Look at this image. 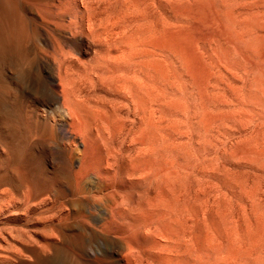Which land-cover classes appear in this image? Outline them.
I'll return each instance as SVG.
<instances>
[{
	"label": "rangeland",
	"instance_id": "rangeland-1",
	"mask_svg": "<svg viewBox=\"0 0 264 264\" xmlns=\"http://www.w3.org/2000/svg\"><path fill=\"white\" fill-rule=\"evenodd\" d=\"M162 2L163 36L157 42L164 56L157 62V74L166 91L164 113L158 129L147 134L148 142L154 134L158 139L156 145L152 137L157 147L151 144L155 149L146 154L149 170L144 167L150 176L161 171V176H174L176 181L158 207L183 210L167 227L170 236L192 231L185 261L264 264V0ZM14 3L12 25L0 20V264H87L90 256L83 254L87 238L79 233L81 221L72 219L73 214L82 211L90 216L91 229L97 218L109 214V207L105 201L93 204L80 192L98 193L103 185L98 171L90 170L82 178L77 174L83 152L96 138L102 157L115 162H110L109 170L123 177L132 171L136 143L129 124L112 129L106 110L110 103L100 90L81 96L90 135L83 137V122L73 129L72 116L58 94L62 87L55 86L58 64L43 53L53 48L40 37L29 6ZM76 56L87 62L93 54ZM107 131L115 132L112 136ZM122 195L125 191L118 199ZM56 211L66 215L70 225L60 255H52L44 227ZM157 213L146 209L148 220ZM144 241L155 254L146 255L152 258L149 264H167L169 259L173 264L176 256L158 245V237ZM65 242L61 238L58 244ZM8 243L20 252L8 249ZM120 251L125 252L123 244Z\"/></svg>",
	"mask_w": 264,
	"mask_h": 264
},
{
	"label": "bare ground",
	"instance_id": "bare-ground-1",
	"mask_svg": "<svg viewBox=\"0 0 264 264\" xmlns=\"http://www.w3.org/2000/svg\"><path fill=\"white\" fill-rule=\"evenodd\" d=\"M162 1L14 0V3L13 0H2L0 4V20L4 24H11L16 14V11L13 13V3L16 6L26 3L29 6L30 17L32 20L37 21L41 32L40 37H42L47 46L53 48V51L44 50L43 53L48 60L58 64L59 70L55 76L57 85L55 84V86L58 87L59 85L62 87L58 94L64 98V104L68 107L72 116L70 125L73 126V129L74 127H79L78 123H84L85 120L84 110L85 107L87 109V106H85L81 98L83 92H89L94 89L100 90L104 94L103 96L109 100L110 105L106 110L107 112L108 110L110 111L108 117L112 129L121 128L125 125L127 127V124L130 125L131 140L136 143V154L133 155V153L130 159L132 169L130 174L123 177H117L114 175L115 173L112 174L111 170H109V167H111L110 169L113 168L110 164L111 161H108V158L107 160L105 159L107 155L104 158L102 157L101 144L99 145L94 135L95 144L92 145L90 150H88L90 146H86V150L83 152V162L81 167L79 166L80 169L77 174L81 175L82 178L90 170L98 171L103 185L100 187L101 189L98 186L100 189L99 191L97 190L98 193H92V190H80V192L83 197L91 200L93 204L105 201L109 207V214L103 218H97L96 226L93 225L91 229L88 228L90 226V216L82 213V211H76L73 214L74 218L72 219L81 221L78 228L79 233L82 237L87 238V240L85 239L86 249L83 253L90 256L87 264H149L152 258L150 260L146 255L155 254L144 241L148 236L158 237L161 240L158 245L166 248L168 255L176 256L174 259L176 260L177 258V263L172 258L173 264H192L188 258L187 261L183 258L184 251L192 244V231L187 229L182 231L181 234L177 233L170 236L172 232L167 227L168 222L178 219L183 210L175 208L174 210L166 211L158 207L161 199L165 196L166 190L175 183L176 178L174 176L165 178L164 175L161 176L159 174L161 171L150 176V171L148 172L149 169L147 168L151 162L149 161L150 163H148L146 154H149L148 152L151 154V151H154L153 149L157 147L156 140L158 139V136L154 134L155 140L153 142L156 144L154 145L151 142L153 136L149 138L148 142L147 134L150 130L158 129L159 119L164 113L163 98L166 92L162 77L157 74V62L164 56L158 48L157 42V39L163 36ZM17 11L20 13L19 10ZM23 14L27 13L23 12ZM67 46L72 50H66ZM92 54L93 57L87 62H83L76 56H90ZM96 111L95 109L94 112L96 113ZM126 113L130 114L132 118L129 119L130 115L127 118L126 115L128 114ZM87 125V122H85L82 129L83 137H87V134H89ZM114 132H110L112 136ZM126 137H128V134ZM89 139L91 140L92 138ZM107 151V154L115 155L114 153H109V150ZM111 163L115 165L113 160ZM122 164L126 163L122 162ZM153 165L151 166L152 168ZM120 191H125L126 195H122L118 199L117 195ZM134 193L138 194L137 198H134ZM25 197L27 198V196ZM56 199L58 200L59 198ZM16 200L14 201L16 202ZM42 201H45V199ZM23 202L26 203L27 201ZM8 208L11 209L10 207ZM146 209L158 211L153 220L147 219ZM67 218L66 215L56 211L52 216L48 217L50 219L48 226L45 224L46 227L43 224L47 230L44 233H47L48 247L52 250V255H60L66 247L70 228V225L65 222ZM42 219L46 223V218L43 217ZM44 233L42 232V236ZM17 234L19 235V233ZM183 235L187 238L185 239L186 242L183 239ZM24 236L26 237L25 234L21 237ZM26 238H24L25 242L28 240ZM61 238L66 241L64 244H58ZM0 240L2 239L0 238ZM3 240L6 241L4 238ZM121 244L125 246L124 253L120 251ZM44 246L42 245V248ZM7 248L20 252V248L18 249V247L16 248V246L11 244ZM149 251L151 253H148ZM116 255H121V257H116ZM170 260L169 264H171ZM52 264H57V262H52ZM152 264H155V261ZM193 264L198 263L195 261Z\"/></svg>",
	"mask_w": 264,
	"mask_h": 264
}]
</instances>
